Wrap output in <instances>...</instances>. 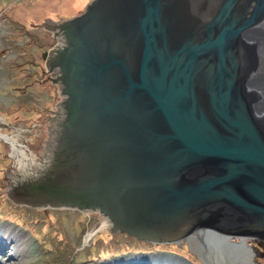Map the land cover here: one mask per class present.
Wrapping results in <instances>:
<instances>
[{
	"label": "water",
	"instance_id": "water-1",
	"mask_svg": "<svg viewBox=\"0 0 264 264\" xmlns=\"http://www.w3.org/2000/svg\"><path fill=\"white\" fill-rule=\"evenodd\" d=\"M263 12L264 0H90L44 19L58 44L41 58L60 100L5 198L95 212L151 244H204L209 230L222 243L264 239L258 51L237 47ZM156 257L112 264L170 263Z\"/></svg>",
	"mask_w": 264,
	"mask_h": 264
},
{
	"label": "rangeland",
	"instance_id": "rangeland-1",
	"mask_svg": "<svg viewBox=\"0 0 264 264\" xmlns=\"http://www.w3.org/2000/svg\"><path fill=\"white\" fill-rule=\"evenodd\" d=\"M89 1L0 0V133L18 141L14 151L0 135V264H112L148 252L169 264H210L202 252L212 264H229L233 250L218 238L212 251L207 240L202 247L193 238L151 244L109 232L95 212L30 208L5 198L7 180L38 151L60 100L41 58L58 42L41 24L77 15ZM246 243L254 253L249 261L264 264V239Z\"/></svg>",
	"mask_w": 264,
	"mask_h": 264
},
{
	"label": "bare ground",
	"instance_id": "bare-ground-1",
	"mask_svg": "<svg viewBox=\"0 0 264 264\" xmlns=\"http://www.w3.org/2000/svg\"><path fill=\"white\" fill-rule=\"evenodd\" d=\"M241 34H242L243 41H242V43L240 42L239 45L236 44V46L238 45L237 46L238 48H241V51L238 49V54H240V52L241 53L243 52L244 43L250 42V40L253 41V43H250V44L251 45L254 44L256 46L257 51H258L259 67H257V69L259 71V79L256 82V84H257V87L255 88L256 90L254 91V93H252V96L250 97V99L252 101V98H256L259 106H261V105H264V12H263L261 18L257 20V23H255L254 25H251V26L245 28L244 30H242ZM258 117H259V115H258ZM256 119H255L256 126L259 127V125H258L259 122H258V120L256 121ZM0 135H1V133H0ZM1 136L3 137L2 140L4 142H7L8 144L11 145L12 150L17 151V142L18 141L16 140V136H14V135H1ZM24 168H22V169H24ZM103 226H107V224L105 223L104 220H103ZM199 235L203 238L204 244L200 243L199 241H198L199 242L198 244L200 246L204 247L206 245L205 242L207 240L209 248L212 251V247H213L212 243H214V241H215L214 238H216L213 231L209 230L208 232H206L204 234L201 233ZM192 238L193 237H191V239ZM235 239L236 240H232L230 238V239H227V242H223L227 245V247L232 248V250H233V254L227 256L229 264H253L251 260L249 261V257L253 254L252 249L245 245L243 239H240L239 237L238 238L236 237ZM219 241H221V240H219ZM211 253H213V252H211ZM201 254H202L201 256L204 260L207 259L208 263L212 264V260L210 258H207V256L204 254V252H202Z\"/></svg>",
	"mask_w": 264,
	"mask_h": 264
},
{
	"label": "flooded vegetation",
	"instance_id": "flooded-vegetation-1",
	"mask_svg": "<svg viewBox=\"0 0 264 264\" xmlns=\"http://www.w3.org/2000/svg\"><path fill=\"white\" fill-rule=\"evenodd\" d=\"M256 101V98L255 99H253L252 98V102H254V101ZM251 101V100H250ZM259 105V104H258ZM260 111H259V114H260V116H261V118H263V119H261V123H263L264 124V105H261L260 106V109H259ZM252 111H255L254 110V108L252 109ZM260 131V130H259ZM258 239H260V237H258L257 235H255Z\"/></svg>",
	"mask_w": 264,
	"mask_h": 264
}]
</instances>
